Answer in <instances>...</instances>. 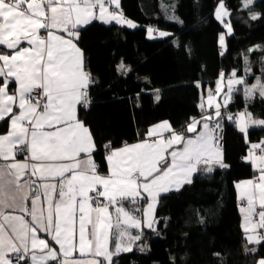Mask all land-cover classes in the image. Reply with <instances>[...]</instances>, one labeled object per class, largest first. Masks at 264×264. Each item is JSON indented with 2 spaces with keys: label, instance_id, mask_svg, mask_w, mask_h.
<instances>
[{
  "label": "snow or ice",
  "instance_id": "obj_1",
  "mask_svg": "<svg viewBox=\"0 0 264 264\" xmlns=\"http://www.w3.org/2000/svg\"><path fill=\"white\" fill-rule=\"evenodd\" d=\"M254 2L242 0V7L250 8ZM113 5L118 9L119 0H0V46L10 51L0 53V121L9 123L8 132L0 134V264H115L114 257L132 251L142 235L130 234L129 229L141 228V220L125 210L123 201L134 204L147 194L144 198L152 202L144 211V226L151 229L155 220L147 217L161 193L191 183L201 165L208 172L214 163L226 167L216 142L220 121L212 125L209 116L202 121L193 118L188 125L186 131L194 137L185 138L164 122L150 129L148 136L171 132L166 140L146 139L119 149L105 145L108 172L99 173L93 159L95 142L77 118V106L89 104L90 74L84 71L73 41L79 38V26L96 19L136 26L122 13L110 11ZM227 14L220 0L217 18ZM250 16L257 19L260 14L250 12ZM225 27L231 33V25ZM220 42L223 45L224 35ZM235 76L234 71L227 82L225 107L233 85L245 84L243 77ZM12 83L16 87L10 93ZM257 91L264 97V81L259 78L244 89L246 98ZM213 95L209 93L210 105ZM221 116L217 103L215 117ZM235 122L245 135L250 126L264 127V119L248 112L239 114ZM197 123H202L201 131ZM257 149L259 156L254 154ZM18 154H25V159L18 161ZM248 159L259 175L237 184L241 199H246V207L241 208L246 235L264 229V140L251 144ZM110 206H116L115 218ZM254 216L259 217L255 223ZM39 233H46L58 249ZM247 239L260 243L264 235H247ZM75 251L79 258L73 256ZM257 264H264V258Z\"/></svg>",
  "mask_w": 264,
  "mask_h": 264
},
{
  "label": "trees",
  "instance_id": "obj_2",
  "mask_svg": "<svg viewBox=\"0 0 264 264\" xmlns=\"http://www.w3.org/2000/svg\"><path fill=\"white\" fill-rule=\"evenodd\" d=\"M223 2L232 29L225 49L220 36L227 27L216 15L220 0H121L126 17L159 32L168 30L164 37L126 43L122 25L99 20L79 29L78 41L91 78L90 103L82 107L81 116L92 130L101 172L108 170L105 145L142 139L151 125L162 120H169L177 130L185 127L201 114L202 89L213 85L221 73L235 70L242 75L247 55L259 61L251 78L260 73L264 0H255L250 8H243L242 0ZM250 12L259 13V18L252 19ZM243 109L264 119V98L254 102L238 92L223 111L226 163L231 162L233 150L243 157L251 142L264 139V127H251L245 135L234 118L228 119V114ZM6 124L0 121V132ZM239 200L231 167L196 172L191 183L159 198L156 225L145 229L140 238L144 246L120 253L114 257L115 264H257L264 258V240L247 241ZM143 203L133 211L140 213Z\"/></svg>",
  "mask_w": 264,
  "mask_h": 264
},
{
  "label": "crops",
  "instance_id": "obj_3",
  "mask_svg": "<svg viewBox=\"0 0 264 264\" xmlns=\"http://www.w3.org/2000/svg\"><path fill=\"white\" fill-rule=\"evenodd\" d=\"M25 7H26V5H25ZM113 9H115V10L117 11L118 14L122 13L123 17H124L126 20H130V21H132V22L136 25L135 27H130V26H128V24H126V23H125V24H120V23H117V22H115V21H111V22H109V23H117V24H120V25H122V26L124 27V32H125V37H126V43H133V42L138 41V40L148 39L149 36H153V35L155 36L156 34L160 35V33H162L161 31L159 32V31L157 30V28H155V27H153V26H145V25H143V24H140V23L136 22V21L133 20V19H130V18L126 17L125 14H124V12H123V10H122L121 0H119V7H118V9H116V8H115V5H113V6L110 7L109 10L111 11V10H113ZM96 20H99V19H96ZM93 21H94V20H93ZM99 21H101V20H99ZM91 22H92V21H91ZM101 22H103V21H101ZM104 23H105V22H104ZM109 23H107V24H109ZM83 26H85V25L79 26V29H80L81 27H83ZM154 29H155V32H153ZM227 30H228V29H227ZM231 31H232V29H231ZM228 33H229V31H228ZM58 34H60V35H66V34L63 33V32H60V33H58ZM40 35L45 36L46 33L43 32V31H41ZM73 42H74V43L76 44V46L80 49V53H81V58H82V62H83V69H84V71L87 72V73H89V72H88V69H87V67H86V64H85V54H84V50H83V48L80 46L78 39H75ZM23 46H24V47H27L28 45H27L26 43H24ZM2 47H3V50L0 51V53H6V52H7V53L10 54V51H9V50H7L4 46H2ZM253 49H257V47L255 46ZM245 61H246V58H245ZM263 61H264V57L262 58V62H263ZM263 63H264V62H263ZM122 65H123L122 68L129 69V67L126 66L125 64H122ZM257 66H259L258 57H254V58H252V59L247 60V64H246V62H245V67H244V69H243V74H242V75L237 74V72L234 70L235 73H236V76H235L234 78H241V77H243L244 80H245V84L233 85V88H234L235 86H239V87H240V88H239V92L243 95V97H245V99H249V100L254 101V102H257V101L261 100V98H264V97H262V96L259 94V91H257V92H256L251 98H246V96H245V92H244V89H245L246 86H249V87H250V86L256 84L258 78H259L261 81H264V64L261 66V71H260V73L256 74V75L254 76V78H251V77L253 76V75H252V69H253L254 67H257ZM246 69H247V70H246ZM234 71H232V72L229 73L228 75H223L222 81H221V75H220V76L216 79V81H215V83H214L213 85H208V86H206L205 88L202 89V92H201V95H200V100H199V107H200L201 114L198 115V116H196V117H193V118H195V120H197V121H202L204 118L209 117V115H205L204 112H205L208 108H210V107H214V108H215V105H216L217 103L221 105V113H222V114H223V110L226 109V108H228V107L231 105V103H232V101H233V95H234L233 92H232V94H231V99L229 100V103L227 104L226 107L224 106V100H225L226 95H227V82H228L229 78H233V77H232V73H233ZM218 81H221V91H220L219 93H216V87H217V82H218ZM90 83H91V78H90ZM90 83L88 84V86L90 85ZM15 87H16L15 83L10 84L9 92L11 93V92L15 89ZM209 93H213V94H214V95H213V103H212L211 105H210L209 102H208ZM89 103H90V102H89ZM202 105H203V106H202ZM88 106H89V104H88L86 107H88ZM82 107H85V106H82V105H78V106H77V118H78L80 121H82L86 127H88L89 131L91 132L92 138H93V140H94V142H95V139H94V136H93L92 130L90 129L89 125H87V124L84 122V120H83V118H82V116H81V110H82ZM14 110H16V109H14ZM245 112L251 113V112H249V111L246 110V109L240 110V111H238V112L235 113V118H234V119H236V118L239 116V114H241V113H245ZM251 114H252V113H251ZM252 117L255 118V119H263V118L256 117V116H254L253 114H252ZM193 118H192V119H191V120L185 125V127L181 128V129H178V130L175 129V128L173 127L172 123H171L169 120H162V121H160V122H157V123L151 125V126L148 128V131H147L146 136H145L144 138H142V139H138V140L133 141V142H126V143H124V144H122V145L115 146V147H113V146L110 144V145H111V148H112V149H119V148L124 147L126 144H127V145H132V144L140 143V142H142V141H144V140H146V139L149 140V142H152V141H154V140H156V139H165V140H166V139H168L169 136L171 135V132L161 131V132H160V135L157 136V137H149V136H148V132H149L150 129H153L155 126H157V125H161V124H163L164 122H167V123L171 126V130H172V131H174V132H176V133H179V134H183V136H184L185 138H188V137H194V135H195L194 133H190V132H187V131H186L188 125L192 122ZM216 118H220V117H216ZM6 121H7V119H6ZM209 123L213 125L212 120H210ZM236 125H237V123H236ZM255 126H258V125L250 126V127L248 128V130H249L251 127H255ZM196 127H197V130H198V131H201V130H202V123H197ZM237 127H238V125H237ZM8 130H9V123H8V121H7V124H6L5 128H4V131L0 132V134H6V133L8 132ZM247 132H248V131H247ZM244 134H245V133H244ZM262 140H264V139H262ZM260 141H261V140H260ZM260 141L251 142L250 145H249V148H248L247 154H246L245 156H243V157H241V156L239 155V152H238L237 149L233 150L232 160H231L230 163H226V162H225L224 150H223L222 148H219V150H220V152H221V154H222V162H223V164L226 165V167H231V168L233 169V171H234L235 176H236V190H237V195H238V198H239V199H241V192H240V189L237 188V184H239L241 181L253 180L255 177H257V176L259 175V171L257 170L256 166L253 165V163L251 162L250 159H248V157H249V153H250L251 144H253V143H259ZM95 145H96V143H95ZM180 147H182V145H175V146H174V148H180ZM95 151H96V150H95ZM95 151H94V153H95ZM169 151H171V150H169ZM94 153H93V159L95 160L96 164L98 165V163H97V161H96V159H95ZM254 154L257 155V156L261 155L260 150L257 149L256 152H255ZM16 159H17L18 161H23V160H24V159H22V158H19L18 156H16ZM216 166H219V165H218V164H215V163H214L213 165H211L212 169H214ZM200 168L203 169L204 166L201 165ZM98 171H99L100 174H106V173L108 172V170H107L106 172H101V171H100V167H99V165H98ZM195 174H196V173H193V174H192V176H191V180H192V178L195 176ZM183 184H184V183H183ZM183 184H182V186H183ZM182 186H181V187H182ZM175 189H176V188H170L169 191H172V190H175ZM169 191H168V192H169ZM168 192H166V193H168ZM166 193H161V194L157 197V200L155 201V207H154V210H153L152 212H150L149 215H148V217H147L148 219H154V220H155V223H154V225H153V228H154L155 225H156V208H157L158 200H159V198H160L162 195H164V194H166ZM90 195H92V193H90ZM146 195H147V194H144V195H143L141 198H139V199L136 201V203H134V204L131 203L129 200H125V201H123V207L125 208V210H127L131 215H134L137 219L141 220V228H131V229H129V232H130V234H131L132 236H135V235H137V234H139V233H143V231H144L145 229H150V228H147L146 226H144V221H145L144 211L147 210V206H148V204H149L150 202H152L151 200L144 198V196H146ZM42 199H43V198H42ZM78 199H79V198H78ZM104 202H106V201H104ZM104 202H103V203H104ZM141 202H144V203H143V207H142V211H141L140 213L137 214V213H135V212L133 211V208L138 209L137 207L139 206V204H141ZM30 206H31V205H30V201H29V207H30ZM45 207H46V205H45ZM93 207H95V204H93ZM242 207H246V205H244V206H242ZM115 208H116V206H110V207H109V212H110V214L113 216V218H115V216H116ZM259 210H260V209H259V205L257 204V212H258ZM16 214H19V213H16ZM242 214H243V221H242V224H243V223H244V213H242ZM25 218L30 220V217H28V216H26ZM256 218H257V219H256ZM258 219H259L258 216H254V217H253V222L255 223L256 221H258ZM77 227H78V224H77ZM89 229H90V226H89ZM39 235H40L41 238L49 239V242H50L51 246L56 247V248L58 249V246L55 245L54 242H52V241L50 240L49 237H47V234H46V233H39ZM247 235H264V229H257L256 233H253V232L250 231ZM247 235H246V238H247ZM247 241H248L249 243H255V242H250L248 239H247ZM112 246H113V245H112V243L110 242V248H111ZM143 246H144V243H143L141 240H137V241H135V243L132 245V249L135 248V247H143ZM73 256L76 257V258H79L80 254H79L78 251H75V252L73 253ZM259 260H260V259H259ZM259 260H258V261H259Z\"/></svg>",
  "mask_w": 264,
  "mask_h": 264
},
{
  "label": "built area",
  "instance_id": "obj_4",
  "mask_svg": "<svg viewBox=\"0 0 264 264\" xmlns=\"http://www.w3.org/2000/svg\"><path fill=\"white\" fill-rule=\"evenodd\" d=\"M239 86H235L234 87V91H233V100H235V97H236V95L238 94V92H239ZM87 93H88V98H89V102H90V99H91V91H90V87L88 86V88H87ZM83 106V105H82ZM227 110V108L226 109H224L223 111L225 112ZM204 114L205 115H209V116H211L212 117V123H213V125L215 124V122L217 121V120H219L220 121V118H216L215 117V108L214 107H210V108H208L205 112H204ZM229 115H231L233 118H235V114H228L227 116H229ZM224 128H223V126L221 125V122H220V128H217L216 129V132H215V134H216V136L218 137V140L216 141L218 144H219V148H222L223 149V135H224V130H223ZM261 153V152H260ZM19 158H22V159H25V154H18L17 155ZM94 193H92V195H93ZM101 199V202L103 203L104 202V199L101 197L100 198ZM238 204L240 205V206H244V205H246V199H240L239 201H238ZM257 219V218H256Z\"/></svg>",
  "mask_w": 264,
  "mask_h": 264
},
{
  "label": "rangeland",
  "instance_id": "obj_5",
  "mask_svg": "<svg viewBox=\"0 0 264 264\" xmlns=\"http://www.w3.org/2000/svg\"><path fill=\"white\" fill-rule=\"evenodd\" d=\"M223 4H224V10H226V12L228 13L227 15H223V17H222V21L225 23V25H227V24H229V14H230V12H229V9L227 8V6L225 5V3L223 2ZM220 5V4H219ZM218 8H219V6L217 7V10H218ZM217 13V12H216ZM110 24V23H109ZM228 29V28H227ZM161 32H163V33H167L168 35L170 34V32L168 31V30H163V29H159ZM153 32H155V29L153 30ZM227 33H228V30H225L221 35H224V43H223V45L221 44V42H220V44H221V47L223 48V49H225V43H226V35H227ZM164 36H166V35H164ZM164 36H161V35H158V34H156L155 36L153 35V36H149V38L148 39H152V38H157V37H164ZM254 47H251L250 48V50H249V52H252L254 49H253ZM246 59L247 60H249L250 59V56L249 55H247L246 56Z\"/></svg>",
  "mask_w": 264,
  "mask_h": 264
}]
</instances>
